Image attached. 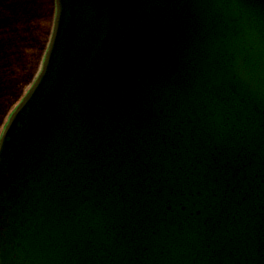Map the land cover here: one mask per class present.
Wrapping results in <instances>:
<instances>
[{
	"label": "water",
	"instance_id": "water-1",
	"mask_svg": "<svg viewBox=\"0 0 264 264\" xmlns=\"http://www.w3.org/2000/svg\"><path fill=\"white\" fill-rule=\"evenodd\" d=\"M0 136V264H264V0H54Z\"/></svg>",
	"mask_w": 264,
	"mask_h": 264
},
{
	"label": "rangeland",
	"instance_id": "rangeland-1",
	"mask_svg": "<svg viewBox=\"0 0 264 264\" xmlns=\"http://www.w3.org/2000/svg\"><path fill=\"white\" fill-rule=\"evenodd\" d=\"M16 1H18L19 5L27 2L29 6H22L23 8L21 10L28 11L29 15L25 20H23L21 17L15 16L11 11L6 12L4 14L6 15V18L4 19L6 21L5 24L9 25L7 28L10 30L15 28V31H19L20 34L24 33L26 39H28V46H36L34 47L36 49L32 51L30 47L26 46L29 48L26 49L24 45H21L17 48V50H15V56H9L5 61V64L7 65L6 68H8L10 74H12L10 77L15 76L16 81L13 83L15 77H9L10 79H8L9 90L4 93L7 100L6 104H3L2 106V110H4L5 113L3 112L4 115L0 119V136L10 115L30 89L32 83L29 84V82H34L41 70L42 61L50 40L54 20L53 0H34V2L32 0H27L25 2H23V0H12V2ZM18 36L21 37V35ZM0 40L6 41L4 37H1ZM19 43L20 42H17L16 45ZM44 45L45 50L43 51ZM26 53L28 55H26ZM22 62L25 65V72L23 73H21V68L23 69L21 65ZM4 66L5 65H3V67ZM5 83V75H3V72L0 71V84H4L3 86H5ZM1 88L2 87H0V89Z\"/></svg>",
	"mask_w": 264,
	"mask_h": 264
},
{
	"label": "trees",
	"instance_id": "trees-1",
	"mask_svg": "<svg viewBox=\"0 0 264 264\" xmlns=\"http://www.w3.org/2000/svg\"><path fill=\"white\" fill-rule=\"evenodd\" d=\"M25 1H27V0H23V2H25ZM32 1L34 2V0H32ZM22 6H29V5L27 4V2L19 5L18 1L12 2V0H0V39H1V37H4L6 39V41L0 40V42H1L0 43V71L3 72V75H5V78H6L5 86H3L4 84H0V87H2L0 89V103H1L0 104V119L2 118V116L5 113L4 110H2V106H3V104L4 105L6 104V100H7L6 95L4 93L9 90L8 79L15 77V76L10 77V75H12V74H10L9 69L6 68L7 65L5 64V61L7 60V58L9 56H12V55L15 56V54H14L15 50H17V48L20 47L21 45H24V47L28 46V42H27L28 39H26V36L24 33L20 34L19 31H15L16 30L15 28L13 30H10L7 28L9 25L5 24L6 21L4 19L6 18V15H4V14L6 12L11 11V12H13V14L15 16L21 17L23 20H25L29 14H28V11L21 10L23 8ZM18 35H21V37ZM17 42H20V43L18 45H16ZM45 44H46V42H45ZM28 47H30V49H32V51L34 49H36V48H34L36 46H33V45H30ZM26 49H29V48L26 47ZM44 50H45V45L43 47V51ZM26 55H28V54L26 53ZM3 65H5V66L3 67ZM21 65L23 67V69L21 68V73H23V72H25V65L23 64V62ZM7 69H8V71H7ZM15 81H16V77H15L13 83ZM31 83H32V81L29 82V84H31Z\"/></svg>",
	"mask_w": 264,
	"mask_h": 264
}]
</instances>
